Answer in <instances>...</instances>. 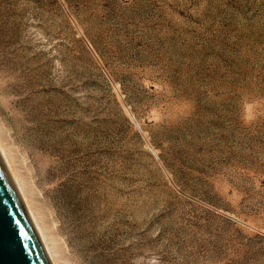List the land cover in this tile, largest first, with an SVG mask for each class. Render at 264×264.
Masks as SVG:
<instances>
[{
    "label": "rangeland",
    "instance_id": "1",
    "mask_svg": "<svg viewBox=\"0 0 264 264\" xmlns=\"http://www.w3.org/2000/svg\"><path fill=\"white\" fill-rule=\"evenodd\" d=\"M0 145L55 264H264V0H0Z\"/></svg>",
    "mask_w": 264,
    "mask_h": 264
},
{
    "label": "water",
    "instance_id": "2",
    "mask_svg": "<svg viewBox=\"0 0 264 264\" xmlns=\"http://www.w3.org/2000/svg\"><path fill=\"white\" fill-rule=\"evenodd\" d=\"M0 264H52L1 155Z\"/></svg>",
    "mask_w": 264,
    "mask_h": 264
},
{
    "label": "bare ground",
    "instance_id": "3",
    "mask_svg": "<svg viewBox=\"0 0 264 264\" xmlns=\"http://www.w3.org/2000/svg\"><path fill=\"white\" fill-rule=\"evenodd\" d=\"M3 87H4V86H3ZM4 88H5V87H4ZM4 104H5V103H4ZM0 155H1V157H2V159H3V161H4L5 165H6V167H7V169H8V171H9V173H10V175H11V177H12L14 183H15V185H16V188H17V190H18V192H19V194H20V196H21V198H22V201H23V203H24V205H25V207H26V209H27V211H28V214H29V216H30V218H31V220H32V222H33V224H34V227H35V229H36V231H37V233H38V235H39V237H40V239H41V242H42V244H43V246H44V248H45V250H46V252H47V254H48V257H49L51 263H52V264H55V262H54V261L52 260V258H51V255H50V253H49L48 248L45 246V244H44V242H43V236H42L41 233H40L39 222H37V219L35 218V216H34V215L32 214V212H31V209H30V207H29V204L27 203V201H26L25 198H24V195H23V193H22V191H21V190H22L21 185H20L18 179L15 178V176H14V174H13V172H12V169H11V167H10V165H9V163H8V161H7V159H6L5 155H4V153H3V149H2V147H1V145H0Z\"/></svg>",
    "mask_w": 264,
    "mask_h": 264
}]
</instances>
